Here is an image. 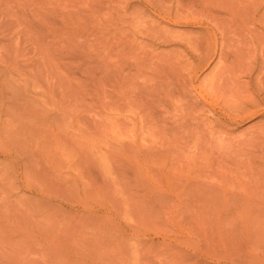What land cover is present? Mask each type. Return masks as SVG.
Masks as SVG:
<instances>
[{
  "label": "rangeland",
  "instance_id": "obj_1",
  "mask_svg": "<svg viewBox=\"0 0 264 264\" xmlns=\"http://www.w3.org/2000/svg\"><path fill=\"white\" fill-rule=\"evenodd\" d=\"M263 96L264 0H0V264H264Z\"/></svg>",
  "mask_w": 264,
  "mask_h": 264
},
{
  "label": "bare ground",
  "instance_id": "obj_2",
  "mask_svg": "<svg viewBox=\"0 0 264 264\" xmlns=\"http://www.w3.org/2000/svg\"><path fill=\"white\" fill-rule=\"evenodd\" d=\"M250 88H251V87H250ZM254 88H255V87H254ZM254 88H253V89H254ZM256 89L259 91V88L256 87ZM256 89H254V90H256ZM254 90H253V92H254ZM258 91H256L257 94L259 93ZM250 92H252V91H250ZM253 92H252V94H253ZM258 95H259V94H258ZM255 97H256V96H255ZM255 97L253 98V99H254L253 102H257V103H258V101H257L258 99L256 100ZM258 97H259V96H258ZM260 98H261V100L263 101L262 97H260ZM260 98H259V99H260ZM263 98H264V96H263ZM255 100H256V101H255ZM241 103H242V102H240V105L245 104V102H243L242 104H241ZM250 103H251V102H250ZM238 105H239V104H238ZM238 105H233V106H232V107H233L232 109H235L236 107H239ZM245 105H246V104H245ZM227 106H228V105H227ZM234 106H235V108H234ZM242 107H244V106H242ZM240 108H241V107H240ZM240 108H239V110H240ZM244 108L246 109V108H248V107L245 106ZM232 109H231V108L229 109V107H228L227 110H228V111H229V110L232 111ZM236 109H237V108H236ZM236 109H235V110H236ZM241 109H242V108H241ZM245 109H244V110H245ZM237 110H238V109H237ZM241 111H243V110H241Z\"/></svg>",
  "mask_w": 264,
  "mask_h": 264
}]
</instances>
